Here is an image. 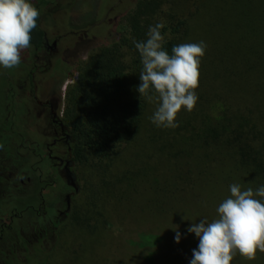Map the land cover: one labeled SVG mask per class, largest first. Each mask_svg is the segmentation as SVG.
<instances>
[{"label":"trees","instance_id":"16d2710c","mask_svg":"<svg viewBox=\"0 0 264 264\" xmlns=\"http://www.w3.org/2000/svg\"><path fill=\"white\" fill-rule=\"evenodd\" d=\"M65 1L31 0L40 17L31 33V47L21 54L27 60L46 52L42 20ZM207 1L212 14H203L204 31L199 37L205 44V32L209 47L200 59L198 101L192 111L182 108L177 114L178 127H157L150 118L147 121L149 111L155 110V100L148 102L136 90L142 64L134 41L146 40L143 12H153L159 0H120L119 12L110 17L118 32L116 38L87 36L83 46L92 44L93 50L84 60L72 55L61 60L63 66L55 62V71H77L66 89L61 116L70 136L71 160L110 168L130 147L132 151L125 157L128 166H123L130 175L118 183H123V192L128 188L132 194L148 191V213L142 216V223L158 224L159 219L165 231H174L176 226L177 231H187L193 222L216 218V208L230 196L233 183H239L242 190L264 186V0ZM173 23L175 32L188 33L184 19ZM180 41V37L165 39L163 48L171 55ZM71 49L75 48L65 49L63 56ZM1 79L4 97V87L12 84L3 76ZM145 155L153 159L151 170H146ZM97 173L105 184L106 169ZM164 201L170 208L163 206ZM164 235L138 231L124 243L127 247L117 241L111 247L120 264H159V255L157 258L153 252L159 246V252L170 253L163 264H169L167 259L177 264V257L189 261L192 252L171 247ZM249 264H264V253L257 252Z\"/></svg>","mask_w":264,"mask_h":264},{"label":"rangeland","instance_id":"374dc122","mask_svg":"<svg viewBox=\"0 0 264 264\" xmlns=\"http://www.w3.org/2000/svg\"><path fill=\"white\" fill-rule=\"evenodd\" d=\"M159 1L157 8L153 12L148 10L143 12V16H145L144 27L149 29V26L162 23L164 27L161 29V34L164 36V40L170 37H180V44L198 43L201 41L202 38L200 39L199 37L202 36L204 31L202 27L203 14L205 16L212 14L209 1ZM120 6V0H67L58 10L53 9L52 13L48 14L41 24L45 31L47 45L51 46L52 41L55 42L54 46H51L53 48L49 54L51 62H56V64L63 66L61 60L66 61L72 55L79 60H84L88 53L93 50L91 49L93 47L92 44L83 46L87 36L101 37L109 41L116 38L118 32L113 26L114 23L111 22L110 17L119 12ZM178 19L185 20L184 24L188 27V33L185 35H181L179 31H174L173 22L178 21ZM146 28L145 31L147 33L148 29ZM206 39L208 41L209 37L204 32L205 45L209 47ZM70 47L75 49H71L68 56H63L64 50L66 49L68 52L67 48ZM22 58L26 60H21L18 67L7 70L0 67V85L2 84L1 74L2 76L7 74L8 81L14 86L22 84V77L25 75L26 70L25 66L28 65L31 68V65H29L30 60H27L24 55ZM70 71L65 69L59 73L52 74L46 80L50 87L52 86L53 90L59 94L60 116H62L66 89L77 76V71L71 73ZM42 75L40 70H37L34 73V79H39L40 83ZM2 98L4 97L0 93V102H3L4 99ZM156 105L157 103L154 101L152 110L154 108L156 110ZM155 110L149 111L147 121H149ZM22 125L24 130H22L21 134L27 139L36 141L39 134H42L43 127L39 129L38 134L37 128L40 124L38 120L34 119L31 112L28 113ZM65 131L67 132L66 128ZM24 143L28 145L26 141ZM8 148L7 152L0 153V159H5L0 163L3 167L7 165V170L10 171L9 166L12 164L14 153L22 154L25 159L26 155H28V149L18 139L15 142L10 141ZM63 148L61 150L58 149V154L66 153ZM145 148L149 149L147 145ZM128 150V153L125 152L124 158L116 157L110 164V168L103 166L107 171L104 179L106 185L97 176V171L99 172L103 167L94 168L89 161L84 163L71 162V175L76 187L69 196V207L66 214L60 217L56 227H51L50 231H46L45 236L42 238L38 237L39 231L33 228L30 223V218L33 216L32 211L40 205L39 201L36 198L32 201H19L16 204L17 214L21 217L17 225L22 228V231L18 232L19 245L16 252H13L12 255H7L9 261L5 259L6 255L4 256L0 250V260L11 264H36L39 261L40 264H120L111 246H116V241L118 244L122 242L125 246L124 243L129 239H134L135 233L138 231L157 232L163 236L166 234V242L168 241L171 247L173 246L178 250L187 248L192 252L193 249L197 248L199 240L194 233L179 231L180 240L177 243L175 241L176 231H165V226L159 222V219L158 224L155 222L142 223L144 220L141 219L142 216L148 213L145 205V197L148 191L146 194L138 192L132 194L129 193L130 188H128L127 192H123V183H118L120 179L123 181L125 177L130 175V171H127V173L123 171V166H128L125 164L128 160L125 157L129 156L132 149L128 147ZM143 158L146 170L153 169L155 165L153 159L149 155H145ZM129 167L132 166L129 164ZM24 175L21 174L23 179ZM30 176L33 180L36 177V173L30 174ZM127 182L131 183L132 180L128 179ZM48 190L44 191L45 194ZM1 191L0 186V194ZM108 193L114 197L110 198ZM106 195L107 198L105 197ZM28 203H32L29 208ZM164 203L163 206L165 208H170L171 204L165 201ZM10 206L12 205L8 204L7 206L9 210H11ZM46 209L47 213L43 216L45 221L51 219L52 216V210L48 207ZM39 228H44V226L42 225ZM6 245L7 243L0 245V249H5ZM180 246L182 247L179 249ZM159 248L160 246L154 249L153 252L157 255V258L159 255L163 264L164 258L170 253L159 252ZM133 257L134 254H132ZM159 258L157 261L160 264ZM191 258L192 255H190L189 259L191 260ZM167 260L170 261L169 264H176L173 259ZM190 260L176 258L177 264H183V262L189 264ZM139 262L143 263L141 259ZM231 263L249 264V261L237 254Z\"/></svg>","mask_w":264,"mask_h":264},{"label":"clouds","instance_id":"9594fccd","mask_svg":"<svg viewBox=\"0 0 264 264\" xmlns=\"http://www.w3.org/2000/svg\"><path fill=\"white\" fill-rule=\"evenodd\" d=\"M39 17L31 0H0V67L20 65L21 54L31 47V33ZM163 27L162 23L149 26L146 40L134 41L142 64L136 90L148 102L157 103L150 117L154 125L175 128L181 109L190 112L198 101L195 90L206 45L203 41L181 43L172 47L170 55L163 48ZM229 191L230 196L216 208V218L200 219L187 228L199 240L189 264H230L237 254L252 261L257 252L264 253V186L242 190L239 183H233ZM177 227L175 241L179 243Z\"/></svg>","mask_w":264,"mask_h":264},{"label":"flooded vegetation","instance_id":"af4514ba","mask_svg":"<svg viewBox=\"0 0 264 264\" xmlns=\"http://www.w3.org/2000/svg\"><path fill=\"white\" fill-rule=\"evenodd\" d=\"M53 44L54 41L51 46ZM42 45L46 52L41 56L34 54L35 57L29 64L31 68L26 64L22 84L4 87V103L0 104V153L7 152L10 141L15 142L17 139L28 149L25 159L22 154L14 153L10 171L7 170V165L3 167L0 163V245H8L0 250L6 255L5 259H9L8 254L16 252L19 245L18 232L22 231L17 225L21 217L17 214L16 204L35 198L39 201L40 205L31 212L33 216L30 223L39 231L38 237L42 238L66 214L69 196L76 187L70 169V138L60 116L59 94L46 81L52 74L59 72L55 71V62L50 60L49 54L53 47L47 45L45 35ZM37 70L43 74L40 83L39 79H34ZM3 77L8 81L7 74ZM30 112L40 124L38 134L43 127L42 134H39L36 141L21 134L24 130L22 122ZM25 141L28 145H25ZM62 147L66 153L58 154V149L61 150ZM4 160L0 159V162ZM33 173H36V177L32 180L30 174ZM21 174H25L24 179ZM46 189L49 190L45 194ZM8 204L12 205L11 210L8 209ZM30 204L32 203H28V208L31 207ZM47 207L52 210V220L45 221L43 216L47 213ZM42 225L44 228H39ZM0 264L9 262L0 260Z\"/></svg>","mask_w":264,"mask_h":264}]
</instances>
